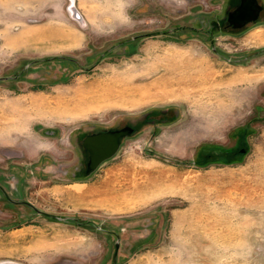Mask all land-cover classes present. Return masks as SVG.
I'll return each instance as SVG.
<instances>
[{
  "label": "rangeland",
  "instance_id": "1",
  "mask_svg": "<svg viewBox=\"0 0 264 264\" xmlns=\"http://www.w3.org/2000/svg\"><path fill=\"white\" fill-rule=\"evenodd\" d=\"M228 1L0 0V183L44 211L0 195V264H264V12ZM127 124L75 174L77 132Z\"/></svg>",
  "mask_w": 264,
  "mask_h": 264
},
{
  "label": "flooded vegetation",
  "instance_id": "2",
  "mask_svg": "<svg viewBox=\"0 0 264 264\" xmlns=\"http://www.w3.org/2000/svg\"><path fill=\"white\" fill-rule=\"evenodd\" d=\"M263 12L264 7L260 0H229L226 7V23L224 24V27L226 28V30H242L263 17ZM128 126L132 127L133 129L129 133V135H131L135 132L136 127L129 124L123 126L100 127L96 129L91 128L88 131L77 132L74 135V140L76 142V150L78 151V160L80 162V165L75 171V174H80L81 172L87 173L89 162L96 157V155H94V153L92 152L90 145L88 146L85 144V141L88 138H93L101 134L104 135L107 133L116 132ZM123 138L124 137L120 138V145L118 147V150L121 147V140ZM118 150L116 151V153L118 152ZM108 152L109 148L107 147H100L98 150V154H106ZM115 154L113 156H115ZM0 195H2L3 198L7 200L8 204L24 205L30 207L31 209L37 210L36 207L28 200L12 199L9 196L8 190L1 183Z\"/></svg>",
  "mask_w": 264,
  "mask_h": 264
},
{
  "label": "crops",
  "instance_id": "3",
  "mask_svg": "<svg viewBox=\"0 0 264 264\" xmlns=\"http://www.w3.org/2000/svg\"><path fill=\"white\" fill-rule=\"evenodd\" d=\"M217 112H219V111L217 110ZM227 112H228V110H227ZM163 136H164V134L162 133L160 135V137H163ZM32 149H33V146H32ZM148 161H150V160H148ZM138 173L139 172H137L136 175H138ZM148 175H150V174H148ZM100 179H101V181L99 182V188L100 189L102 187L105 188L106 185H107L108 176H102V175H100ZM160 181L162 182V183L161 182L160 183L163 184L164 179L161 178ZM160 183L156 179H154L152 181H148L147 183H142L140 181H136V182L133 183L134 186L132 188V189H135V190H132L131 193H136V196H137V198L139 200L140 199L143 200V198H145V197L146 198L155 197V196L158 197L159 195L165 194L168 191V189H169V188L164 189L165 187L162 186V185H160ZM74 184H76V183H72V184L71 183H68V184H66V186H70V185H74ZM80 184L87 185L86 181L84 183H80ZM89 185H90V183H89ZM108 188L114 189L115 188V184H110V187H108ZM107 194H108V192L106 191L105 192V195L103 196L105 200L107 198ZM138 199H135L134 201H137ZM134 203H136V202H134ZM38 210H40V209H38ZM41 211H42V213H39V212L38 213L42 215L44 213V211L43 210H41ZM51 219L52 220H55L52 217H51ZM32 226L33 227H37V229L36 230L34 228L32 229ZM39 227H41V226L40 225H34V224H24V225H22V226H20L18 228H15L14 230H20V235L27 234V233H32V232L36 231L37 234H33L35 236V238H34L33 241L36 244V246H35L36 249L38 248L37 246L39 244L42 245V246L44 244H49V243L50 244H53L54 243V235L49 236L48 233H45L43 230H40ZM12 231H9V233L12 232ZM36 236L37 237H40V238H37ZM57 237L58 236H56V238Z\"/></svg>",
  "mask_w": 264,
  "mask_h": 264
},
{
  "label": "water",
  "instance_id": "4",
  "mask_svg": "<svg viewBox=\"0 0 264 264\" xmlns=\"http://www.w3.org/2000/svg\"><path fill=\"white\" fill-rule=\"evenodd\" d=\"M77 16H78V18H80L78 13H77ZM132 130H133L132 127L128 126V127H125L121 130H118L116 132L107 133L104 135L101 134V135H98V136L93 137V138H88L85 141V144L88 146L90 145V148H91L92 152L94 153V155H96V157L93 158L89 162L87 174H91L92 172H94L98 168V166L102 162L111 158L116 153V151L118 150V147L120 145V138L128 136ZM100 147L109 148V152L106 154H98V150ZM37 211L39 213H42L41 210L37 209ZM49 216H51L52 218H56L58 220H63V219L59 218L58 216H55L52 214H49Z\"/></svg>",
  "mask_w": 264,
  "mask_h": 264
},
{
  "label": "bare ground",
  "instance_id": "5",
  "mask_svg": "<svg viewBox=\"0 0 264 264\" xmlns=\"http://www.w3.org/2000/svg\"><path fill=\"white\" fill-rule=\"evenodd\" d=\"M71 11H72V14L75 16V18H78V16H77V13H76L75 9L71 8ZM79 19H80V18H79Z\"/></svg>",
  "mask_w": 264,
  "mask_h": 264
}]
</instances>
